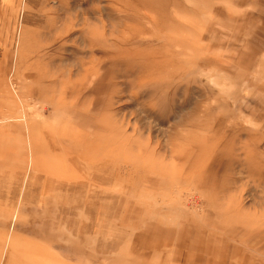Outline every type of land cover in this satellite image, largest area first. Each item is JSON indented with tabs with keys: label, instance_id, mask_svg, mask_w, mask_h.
<instances>
[{
	"label": "rangeland",
	"instance_id": "obj_1",
	"mask_svg": "<svg viewBox=\"0 0 264 264\" xmlns=\"http://www.w3.org/2000/svg\"><path fill=\"white\" fill-rule=\"evenodd\" d=\"M149 1L0 0V264H264V0Z\"/></svg>",
	"mask_w": 264,
	"mask_h": 264
},
{
	"label": "bare ground",
	"instance_id": "obj_2",
	"mask_svg": "<svg viewBox=\"0 0 264 264\" xmlns=\"http://www.w3.org/2000/svg\"><path fill=\"white\" fill-rule=\"evenodd\" d=\"M170 0H150L149 2H147L149 5H150V9H152L153 11H155V9L157 11H160L161 13L167 15V12H168V8L170 6V3H169ZM144 7V6H142ZM89 122H87V124H89ZM86 124L84 123V126ZM99 128H112L111 126L110 127H106L104 126V123L103 124H100V127ZM91 147L90 148H93L94 147H97L98 149L101 150L102 147L100 146H96L93 142L91 143L90 145ZM109 146H110V143H109ZM118 148H121V147H118ZM119 151H121V149H119ZM123 151V150H122ZM88 154H89V151H88ZM90 155V154H89ZM89 156L86 154V157L84 159H87Z\"/></svg>",
	"mask_w": 264,
	"mask_h": 264
}]
</instances>
